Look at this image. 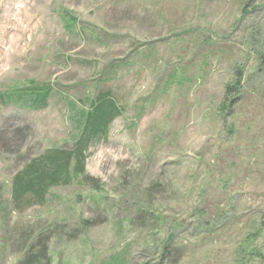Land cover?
<instances>
[{
	"label": "rangeland",
	"instance_id": "rangeland-1",
	"mask_svg": "<svg viewBox=\"0 0 264 264\" xmlns=\"http://www.w3.org/2000/svg\"><path fill=\"white\" fill-rule=\"evenodd\" d=\"M260 54L264 0H0V264L39 235L49 264H264L239 248L264 227ZM99 92L120 114L84 175L12 202L14 176L71 148Z\"/></svg>",
	"mask_w": 264,
	"mask_h": 264
},
{
	"label": "trees",
	"instance_id": "trees-1",
	"mask_svg": "<svg viewBox=\"0 0 264 264\" xmlns=\"http://www.w3.org/2000/svg\"><path fill=\"white\" fill-rule=\"evenodd\" d=\"M246 6H243L241 13L244 14ZM66 27V25H65ZM64 27V29H65ZM261 64H264V54L258 55ZM236 80L226 86L222 108H225L226 96L229 92L236 89L240 84L241 75L236 73ZM33 97L29 106L33 109L42 107L45 95L40 96V92H30ZM87 110L79 112V120H82V128L78 127V134L72 137V146L68 150L62 148H51L45 150L42 155L31 159L27 165L19 171L12 180L10 197L12 202L20 204L25 200H31L35 203H41L47 191L55 186L69 185L79 176L84 175L85 161L88 148L99 138L106 135L108 126L120 114L117 102L107 92H99L88 101ZM75 137V138H74ZM89 224L85 222L84 225ZM55 230V229H54ZM255 230V229H253ZM254 232V234H252ZM49 234V233H47ZM264 234V227L252 231L247 235L241 245L247 251H253L259 257H264L260 252L264 249L252 246L253 250L248 249L254 241L260 239ZM50 240L48 235H39L36 238L35 245H29L23 254L22 261L19 264H49L47 257V242ZM171 237H168L160 248L159 261L165 258L170 244ZM127 263V262H126Z\"/></svg>",
	"mask_w": 264,
	"mask_h": 264
}]
</instances>
